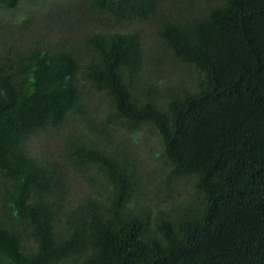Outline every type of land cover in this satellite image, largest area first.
Masks as SVG:
<instances>
[{
    "label": "trees",
    "instance_id": "trees-1",
    "mask_svg": "<svg viewBox=\"0 0 264 264\" xmlns=\"http://www.w3.org/2000/svg\"><path fill=\"white\" fill-rule=\"evenodd\" d=\"M49 7L23 48L0 45V264H264V0ZM146 21L152 62L193 75L190 88L159 98L163 80L140 73ZM114 124L118 151L94 139ZM145 124L160 145L150 173L126 136ZM49 129L64 163L29 150ZM64 166L97 193L65 198Z\"/></svg>",
    "mask_w": 264,
    "mask_h": 264
},
{
    "label": "rangeland",
    "instance_id": "rangeland-1",
    "mask_svg": "<svg viewBox=\"0 0 264 264\" xmlns=\"http://www.w3.org/2000/svg\"><path fill=\"white\" fill-rule=\"evenodd\" d=\"M50 1L54 2V0H37L34 3H22L17 7L13 14L11 12H0V45L4 43L7 45H17V47L23 48L28 43V41H31V37H35L40 34L44 30V25L42 22L46 16V13L50 9ZM65 8L66 5L64 6V9ZM56 11L57 9L55 12ZM58 16H60V13ZM16 17L24 19L28 22H26L23 26L21 25V21L16 22L17 24L10 25L9 20L12 18H15L16 20ZM29 17H31L32 20L29 19ZM136 27H139L141 30V45L146 56V63L141 66L140 73H147L148 75L157 77L159 80L163 81L170 79L167 83L158 81V85L160 83L161 86L159 87L157 97H162V94L167 96L178 89L190 88L195 80L193 75L189 73H185V75L182 74L180 76L177 75L176 71L174 72L170 69L172 68V65H169L166 62V59H161V62L158 64L152 62V54L155 51H160L158 50L159 48L157 46V39L153 33V27L150 22L146 21L141 25L137 24ZM143 80L145 82V79ZM143 86H145L144 83H139V86L136 87H140L141 89ZM154 87L157 86L154 84ZM152 95L155 96V89ZM92 97L96 98L97 95L92 94ZM161 99H159V101ZM101 100L102 99L100 97H97L93 101V104L96 107H99L101 105ZM115 126L116 125L114 124L113 129H109L107 136H98L94 138L99 142L100 145L106 147V149L110 151H118L124 148V140L120 139V134L123 136V134L125 135V132L122 130L118 131L117 127ZM114 129L116 131H114ZM57 132L58 131L49 129V131H45L43 134L37 136L35 140L30 142L29 150L39 156L48 155L52 160L59 163H64V140L58 135ZM126 136H130L129 146L131 147L133 145L136 149L137 155L135 157L140 160V166L143 168L144 172L150 173L152 169L160 167V163L157 161L159 158L155 157L153 154L154 150L157 151L159 149V138L155 132L150 129L149 125L145 124L140 131L131 132ZM63 168L66 170V172H70L65 166ZM67 182L68 187L65 198L71 201H77L80 197L83 198L84 194L89 193V189L91 194L95 195L100 188L95 182H93V184L88 187L86 181L83 178L76 176L71 172L68 175ZM185 189L187 192H189V181H187ZM148 194L150 197L146 196L144 201L150 205L155 204L156 202L154 198H152L153 196H151L152 192L149 191Z\"/></svg>",
    "mask_w": 264,
    "mask_h": 264
}]
</instances>
